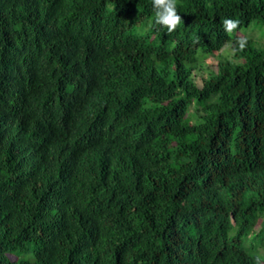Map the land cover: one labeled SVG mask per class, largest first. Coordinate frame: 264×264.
Segmentation results:
<instances>
[{"label":"trees","instance_id":"1","mask_svg":"<svg viewBox=\"0 0 264 264\" xmlns=\"http://www.w3.org/2000/svg\"><path fill=\"white\" fill-rule=\"evenodd\" d=\"M177 11L0 0V264H264V0Z\"/></svg>","mask_w":264,"mask_h":264},{"label":"clouds","instance_id":"2","mask_svg":"<svg viewBox=\"0 0 264 264\" xmlns=\"http://www.w3.org/2000/svg\"><path fill=\"white\" fill-rule=\"evenodd\" d=\"M153 11L155 14V23L166 28L168 33L175 31L183 21L177 11V0H152ZM240 26V21L226 18L223 20L222 27L224 31L232 36ZM233 51H243L247 46L246 37H237ZM255 264H260L259 257L256 258Z\"/></svg>","mask_w":264,"mask_h":264},{"label":"rangeland","instance_id":"3","mask_svg":"<svg viewBox=\"0 0 264 264\" xmlns=\"http://www.w3.org/2000/svg\"><path fill=\"white\" fill-rule=\"evenodd\" d=\"M256 27L254 24L251 25V27L246 28L248 29L247 33L251 34L253 36H259V41H263L264 42V25H260L259 28H254ZM219 59L218 55H213L211 59H208L207 61H205L202 65L201 68H199L198 71H201L202 74H205L207 72L208 69H210L209 67H217L216 63Z\"/></svg>","mask_w":264,"mask_h":264}]
</instances>
